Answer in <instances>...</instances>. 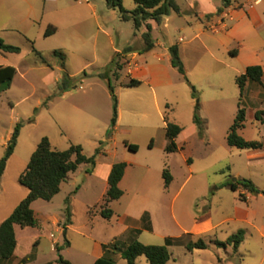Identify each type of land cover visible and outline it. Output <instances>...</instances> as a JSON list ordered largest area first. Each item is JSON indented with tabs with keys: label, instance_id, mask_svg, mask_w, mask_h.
<instances>
[{
	"label": "rangeland",
	"instance_id": "1",
	"mask_svg": "<svg viewBox=\"0 0 264 264\" xmlns=\"http://www.w3.org/2000/svg\"><path fill=\"white\" fill-rule=\"evenodd\" d=\"M35 1L39 5L45 2L32 0L33 9H28L12 0H0V37L21 48L20 54L10 56L13 59L9 64L17 69L11 88L0 92V161L17 124H24L2 181L0 220L5 207L28 193L20 184L18 173L26 170L44 137L59 151L80 145L87 157L96 155L98 149L100 153L95 165H82L72 173L53 200L33 203L39 225L24 230L17 228V258L7 264H18L20 258L27 256L30 259L26 264H61V257L70 264H94L101 257L125 264L122 251L134 239L143 244L166 246L165 237L169 236L174 237V244L168 246L171 253L168 264H264V242L259 237L264 229V194H252L245 202L240 194L247 196V192H234L223 186L228 181L244 178L264 191V160L253 159L250 150L231 147L227 142L230 124L235 121L241 101L235 71L232 79L222 73L224 95L219 114L215 112L217 116L211 124L204 119V137L209 144L188 132L189 144L185 149L168 155L162 145L164 116L168 114L171 121L186 130L193 122L198 105L199 115L206 116L201 110L200 95L204 93L202 89L206 90L204 95L208 90L199 81L200 69H191L193 74L188 80L180 74L172 75V86L156 89L159 100L156 107L153 98L146 97L151 91L148 85L134 88L120 85L121 80L127 79L128 70L123 69L121 74L126 63L123 53L115 50L128 46L139 50L146 33L144 28L136 29L132 20H123L120 11L110 7L107 0H50L45 16L39 19L33 17L37 11ZM123 5L129 11L135 7L134 0H123ZM49 23L56 25L57 33L46 38ZM165 36L161 28L153 39L161 40L166 46L175 41V37L169 40ZM215 49L224 59L217 45ZM55 51L63 52L66 59L55 56ZM197 53L193 56L199 57ZM203 60L205 69L211 68L209 55ZM65 74L72 77L76 87L64 93L60 83ZM190 82L197 90L196 98ZM110 84L120 103L122 123L130 127L126 135L123 129L111 131L114 100ZM135 102L147 103L148 111L128 108L129 103ZM242 102L247 108L242 136L264 143V126L252 113L258 106L256 99L246 97ZM114 133L116 139L111 141ZM127 143L137 145L139 150L130 151ZM128 159L136 164L137 181L145 180L135 186L132 179L135 188L128 183L124 198L113 206L117 213L133 216L148 210L153 216L154 231L145 230L139 224L140 231L125 232L126 224L118 222V218L108 220L101 216L107 192L102 172L111 163ZM166 168L173 176L168 189L163 178ZM70 196L72 224L65 235L66 201ZM198 218H211L217 230L199 237L186 235L185 230H190ZM240 229L246 231V238L238 252L233 250V255L215 244L206 250L187 248L190 241L196 242L199 238L225 242ZM137 263L150 264L144 256Z\"/></svg>",
	"mask_w": 264,
	"mask_h": 264
},
{
	"label": "crops",
	"instance_id": "2",
	"mask_svg": "<svg viewBox=\"0 0 264 264\" xmlns=\"http://www.w3.org/2000/svg\"><path fill=\"white\" fill-rule=\"evenodd\" d=\"M12 1L13 3L14 2L17 3L18 6L20 7H27L28 9L32 7L33 9V5H31L32 0H12ZM44 1L45 2L41 3V5H39L35 1V10L37 9V11H35V14L33 16L35 17L34 19H39L41 16H45L48 9V3H50V0H44ZM176 3L179 7V12H172L169 16L165 17L161 23H158L155 20H149L140 28V29L144 28L147 32V25L148 24L151 25L152 36L162 28L164 35H166L165 37H168L169 40H171L172 37H175L174 38L175 41L172 42L169 46H166L165 43H163L161 40L158 39L157 41H154L155 42L154 49L150 51H144L145 42L143 38V44L139 50H134V48L129 46L121 50H115V52L118 54L123 53V61L126 63L125 66L121 68L122 69L121 74L123 69L128 70L127 79L121 80L120 85L121 87L128 88L127 85L129 84L131 79H136L141 81L142 84L140 86L148 85L151 88V91L147 93L146 97H148L149 95L151 99L153 98L155 102V106L159 107V100L156 89L164 86H172L174 83L172 79V75L180 74V76H182L185 79V77L178 71V69L172 65V55L170 52V48L174 45H178L180 51V57L185 65L187 77L193 74V71L191 69H197V70L200 69L201 71V75H200L201 77L199 81L202 85H205L204 87H206V89L208 90V94L204 95L206 90L202 89L204 93L200 95L202 98L201 110L204 111L206 114V116L203 119H205L209 124H211L214 118H216L217 116L215 112L218 113L220 111L221 100H222L221 97L222 95H224L223 87H222V79H221L222 76L223 75L230 76L232 79L233 70H234L235 71L234 77L237 80V77L243 75L247 71V68L250 66H261L264 71V8H260V6L264 4V0H247V1L237 0L233 2V4L230 7L226 8L221 14H218V10L223 6V0H176ZM26 17L29 18L30 17L29 14H27ZM50 26H54L57 29L55 24L49 23L47 24L46 30ZM175 34H177V36H175ZM215 45H217L218 48L217 50L219 52H223V55L225 56L224 59L220 58V56H218V54L216 53ZM196 52H198L197 54H200L199 57H196L195 55L193 56V54L194 53L196 54ZM0 54L1 56H3V57L0 56V66L2 67L11 66V64H9V61L12 60L13 57L10 56L15 54L3 53V52H0ZM206 55H209L210 58L209 64H212L210 65L211 68L209 69H205L207 65L203 63L204 61L203 58ZM229 55L232 56L230 59H228ZM203 69L207 71L204 72ZM223 72L224 74L222 75ZM121 74L118 79H121ZM190 83L194 86L193 83H195V81L193 80V83L192 82ZM129 88H134V87H129ZM204 97L205 100H203ZM246 97L247 99L252 97L253 99H256L258 103L257 108L252 111V113H255V118H256V113L258 111L264 110V76L262 79V83L248 82L243 97H241V92H240L241 101L239 103V106L245 107V109L247 108L246 106H244V102L242 101ZM239 106H238V110H239ZM118 108H119L118 120L114 131L121 132L125 130L124 134L126 135L130 132L129 131L130 127L125 126L122 123V111L119 101H118ZM128 108L134 111L137 109H140L143 112L148 111L147 103H143V102H135L134 105L129 103ZM167 108H169V105H167ZM165 117H167L170 122L175 124L177 123L171 121L168 114L164 116L165 140H163L162 145L164 147L165 152L167 153L166 148L169 145V140L166 135L167 123ZM246 119H247V110H246ZM233 124H230V128ZM262 126H264V124H262ZM244 128L239 131L241 135H243ZM188 132H190L191 135L198 137V139L203 143L207 145L209 144L207 137L202 138L199 136V130L197 125L194 123V118H193V122L190 124L189 129L186 130V128H183L182 133L176 139V144L178 146L177 152L184 150L185 147L189 144ZM115 139L116 136L114 133L111 136L110 140L112 141ZM9 140L10 139H8V142ZM249 141H255V140H249ZM250 151H251L250 154L251 158L257 160L258 159L264 160V147L259 150H250ZM177 152L167 153V154L174 155ZM125 162L127 163V168H126L125 176L120 183V187L123 190L124 195L121 199L113 201L110 205L111 208L114 203H118L124 198L125 186L128 185V183H131L133 185L131 181L132 179L134 180L135 186L136 184L138 185V182L142 184L145 180V179L142 180L139 179V181H137L136 179L137 172L135 168L136 164L135 162H133L132 159H128ZM9 163L10 162H8V164ZM8 164H7V168H8ZM114 164H116V162L111 163L108 166V168L102 172V176L104 177V180L107 183V191L109 189V183H108L109 175L111 173ZM83 165H87V164H83ZM7 168L5 170L4 176L6 175ZM24 171L25 170L19 171L18 173L19 178ZM238 179H244V178H237V180ZM134 185L132 188H135ZM241 190H239L238 192H240ZM3 192H4V186L2 185L0 196ZM245 192H247V196L245 195L246 197L245 202H247L248 197L251 196L252 193L248 191ZM28 194H29V190L28 193L26 192L25 196H28ZM25 196H22L18 200L13 201V203L9 207H5L3 217L0 220V224L3 223L13 213V211L17 208V206L23 201ZM0 208H2V204H0ZM112 209L114 211L113 218H118V222H122L126 224L125 232L140 231L138 229L139 224H142L145 230L154 231L153 216L148 210H143V212H141L137 216H133L129 213H124V214L117 213L114 206ZM17 228L24 230L32 227L22 228L19 225L15 226L17 242H18L17 245V250H18L19 238L17 234ZM217 228L218 227L213 224L211 218H205V219L198 218V219H194L192 228L190 230H185V234L194 237H199L213 233L217 230ZM259 237L264 242V229L261 230V234ZM168 238L173 239L174 237L171 236L165 237V241ZM205 241L208 242L207 240ZM215 241L218 240L210 239L208 243L211 242V245H213ZM146 245H153V244H146ZM226 251L228 254L233 255L232 246H228L226 248Z\"/></svg>",
	"mask_w": 264,
	"mask_h": 264
},
{
	"label": "trees",
	"instance_id": "3",
	"mask_svg": "<svg viewBox=\"0 0 264 264\" xmlns=\"http://www.w3.org/2000/svg\"><path fill=\"white\" fill-rule=\"evenodd\" d=\"M237 0H223V6L218 10V14H221L226 8L230 7L233 2ZM108 5L112 8L118 9L122 14V19L125 21L132 20L136 29H140L149 20H155L161 23L163 19L169 16L172 12H179V7L176 0H134L135 8L133 10L125 9L123 0H107ZM57 32L54 26L48 27L45 32L46 37H50ZM145 47L144 51H150L155 48V42L152 36V26L147 25V32L143 36ZM37 56L42 57L41 53L34 49ZM0 52L10 54H20L21 48L8 44L0 37ZM172 55V65L178 69V71L187 79V73L185 65L180 57V51L178 45H174L170 48ZM55 56H60L63 60L66 59V55L61 51H55ZM234 54V52H233ZM17 75V69L13 66L2 67L0 66V92H4L11 88V85ZM264 71L261 66H250L247 71L237 77V84L239 86L241 97L244 96L246 86L248 82L262 83ZM142 84L141 81L131 79L127 87H138ZM74 80L69 74H65L61 80L60 89L65 93L71 88H75ZM193 95L197 97V90L192 86ZM110 92L114 100V113L111 123V131H114L118 120V99L115 94V90L110 84ZM194 116V123L199 130V136L204 137L206 130V122L199 115L200 106H197ZM256 119L264 124V110L256 113ZM167 127L166 135L169 140V145L166 148L167 153H174L178 151L176 144L177 137L182 133L183 128L175 123H172L165 117ZM246 121V109L239 106V110L234 124L231 126L227 142L231 147H235L241 150H259L264 147V144L260 141H249L245 139L240 130L245 127ZM24 126L22 122L18 123L15 131L13 132L5 150V154L0 161V191L2 187V180L7 168V164L10 158L15 153L18 145V139L20 136L21 128ZM127 148L132 152H137L139 147L134 144H126ZM100 153V149L97 150L96 155L93 157H87L83 148L80 145H72L68 150L59 151L52 147L50 139L44 137L37 150L31 157V160L19 178V182L22 186L29 190L28 196L17 206L13 213L0 224V264H7L11 260L17 258V236L15 226L19 225L22 228L32 227L36 228L39 225V221L36 217V213L32 207L33 203L37 200L51 201L55 196L61 192V186L67 182L72 173L77 172L83 164H96V156ZM127 168L126 162H119L114 164L111 173L109 175L108 183L109 189L107 191L104 205L102 206L101 216L105 219H112L114 211L111 208L113 201L119 200L123 197L124 192L120 187V183L125 176ZM163 178L165 180V186L168 188L172 181L173 176L168 168L164 170ZM230 188L234 192H238L243 189L252 194H264L252 180L238 179L237 181H228L223 185ZM240 199L245 201L244 194H240ZM71 196L67 199L66 204V227L64 233L66 235L68 227L72 224V209H71ZM148 216V215H147ZM246 232L241 229L237 233L231 235L225 242L215 241V245L226 249L228 246H232L234 252H238L240 246L245 240ZM174 244V239L168 238L166 240V246L161 245H146L138 240H134L131 245L122 251V257L126 260L125 264H138L137 260L140 257H146L150 264H168L171 260V253L168 246ZM211 242L208 243L204 239L198 241H190L187 244L189 250L199 249L206 250L210 247ZM104 249L109 251L108 247ZM60 251V248H58ZM29 257L20 258L18 264H26L29 261ZM61 264H70L62 257L60 258ZM94 264H116L112 258L101 257L98 258Z\"/></svg>",
	"mask_w": 264,
	"mask_h": 264
},
{
	"label": "built area",
	"instance_id": "4",
	"mask_svg": "<svg viewBox=\"0 0 264 264\" xmlns=\"http://www.w3.org/2000/svg\"><path fill=\"white\" fill-rule=\"evenodd\" d=\"M81 1H85V2H88V0H81ZM251 7H253V6H251Z\"/></svg>",
	"mask_w": 264,
	"mask_h": 264
},
{
	"label": "water",
	"instance_id": "5",
	"mask_svg": "<svg viewBox=\"0 0 264 264\" xmlns=\"http://www.w3.org/2000/svg\"><path fill=\"white\" fill-rule=\"evenodd\" d=\"M235 180H237V179H235Z\"/></svg>",
	"mask_w": 264,
	"mask_h": 264
}]
</instances>
